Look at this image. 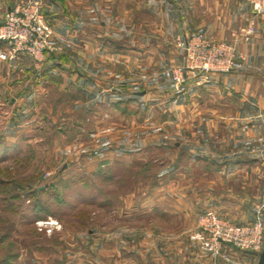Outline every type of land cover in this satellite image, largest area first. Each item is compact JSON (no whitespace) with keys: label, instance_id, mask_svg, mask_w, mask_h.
I'll return each mask as SVG.
<instances>
[{"label":"rangeland","instance_id":"obj_1","mask_svg":"<svg viewBox=\"0 0 264 264\" xmlns=\"http://www.w3.org/2000/svg\"><path fill=\"white\" fill-rule=\"evenodd\" d=\"M79 48L49 55L67 60L65 76L40 77L20 114L16 96H0V264H256L260 253H210L191 233L207 209L252 219L264 193V110L238 118L232 103L176 91L182 56L119 58L98 74L93 49L83 63ZM206 122L229 124V143ZM235 147L244 159L231 157Z\"/></svg>","mask_w":264,"mask_h":264},{"label":"crops","instance_id":"obj_2","mask_svg":"<svg viewBox=\"0 0 264 264\" xmlns=\"http://www.w3.org/2000/svg\"><path fill=\"white\" fill-rule=\"evenodd\" d=\"M21 1L23 0H0V23ZM41 2L57 38L81 46L79 50L77 49L79 62L92 63L87 53L93 49L95 62L101 65L94 70L98 74L102 69L104 70L101 74L108 72L103 67L106 62L119 63L122 59L125 63H132L136 55H141L149 64L169 61L176 55L180 57L182 51L176 45L177 37L180 35L201 31L213 39H238L241 28L254 17L251 5L245 0H41ZM87 10L91 12V19L82 15L83 11L88 12ZM255 19L256 31L252 40L249 43L240 42L239 45L245 55L242 64L230 73L218 75L211 83L198 86L190 82L183 92L191 95L193 102L202 98L214 101L218 97L225 102L224 104L232 103L237 106L235 112L238 118L241 110H245L247 106L258 112L264 110V14L257 15ZM4 48V42H0V50ZM66 62V59L55 61L51 56L37 62L28 54H20L14 63L0 57V96L9 93L16 96L14 98L19 104L20 114L26 110L27 101L32 102L31 96L38 91L40 77L51 79V76H65ZM69 73V76L76 74ZM79 74L82 82L86 83L87 73L79 70ZM117 90H113V93ZM118 91L125 94V91L120 89ZM200 123L192 122V126L198 127ZM206 123L212 134L215 132L213 130L222 128L221 132L226 133V136H222L221 142L224 145L229 143L225 140L231 135L228 132L231 129L229 124ZM241 123L242 126L246 125L245 122H233V127L240 129ZM252 126L263 127L261 122L258 123V127L255 122ZM243 131L238 130L239 139L241 135L246 134ZM239 139L232 143H241ZM236 148L232 149L236 154H232L231 157L244 159L246 151ZM194 157L197 160L210 158L199 154Z\"/></svg>","mask_w":264,"mask_h":264},{"label":"built area","instance_id":"obj_3","mask_svg":"<svg viewBox=\"0 0 264 264\" xmlns=\"http://www.w3.org/2000/svg\"><path fill=\"white\" fill-rule=\"evenodd\" d=\"M254 17L241 28L235 40H218L205 32L178 36L176 45L182 58L172 70L176 91L183 92L190 82L204 85L215 81L220 74L234 71L245 59L240 42L249 43L256 31V16L264 14V0H245ZM87 18V14H84ZM0 42L5 48L0 57L16 62L20 54H28L37 62L44 61L52 52L63 51L71 42L60 41L46 18L41 0H23L17 3L0 23ZM206 251L229 256L228 248L241 252L260 253L264 249V193L253 205V217L245 223L235 222L214 209L198 215L196 228L191 233ZM238 260L237 264H242Z\"/></svg>","mask_w":264,"mask_h":264},{"label":"water","instance_id":"obj_4","mask_svg":"<svg viewBox=\"0 0 264 264\" xmlns=\"http://www.w3.org/2000/svg\"><path fill=\"white\" fill-rule=\"evenodd\" d=\"M256 264H264V249L259 254V259Z\"/></svg>","mask_w":264,"mask_h":264}]
</instances>
